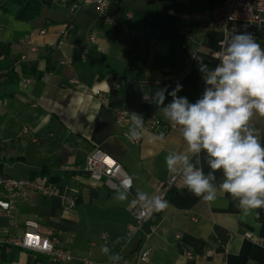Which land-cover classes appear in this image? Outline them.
Returning a JSON list of instances; mask_svg holds the SVG:
<instances>
[{
  "label": "crops",
  "instance_id": "crops-1",
  "mask_svg": "<svg viewBox=\"0 0 264 264\" xmlns=\"http://www.w3.org/2000/svg\"><path fill=\"white\" fill-rule=\"evenodd\" d=\"M16 1L0 0V174L14 180L44 179L61 196L74 199L75 207L64 211L58 197L17 200L12 224L6 219L0 222L1 234L20 236L25 223L34 222L40 236L56 238L60 248L71 253L74 262L68 264L81 260L111 264L101 251L105 244L122 256L120 264H134L147 236V264H264V210H258V220L242 218L236 202L222 193L209 203L188 190L175 191L168 196L165 212L153 214L139 234L127 236L132 224L127 207L136 189L155 196L157 184L176 175L166 168V154L186 150L180 133L168 129L171 124L162 111L142 98L165 87L170 92L179 83L182 90L177 95L195 103L204 82L194 57L185 71L180 41L161 39L141 17L147 12L177 17L189 28L188 47L194 56H202L214 68L212 53L222 35L205 26L210 9L223 0H113L105 19L98 16L93 2L70 0L78 6L71 14L62 0H42L40 15L27 22L15 18L20 8ZM69 22L73 30L68 32ZM120 26L134 35L122 34ZM22 56L26 59L20 62ZM109 79L119 88L106 85ZM95 91L102 92L104 104ZM171 99L166 93L165 104ZM113 109L143 118L156 116L162 127L144 131L140 144L130 145L122 133L131 123L116 125ZM251 126L264 145V117L255 115ZM161 132L165 141H153ZM95 149L133 177L127 201L116 200L117 190L83 172L85 157ZM204 171H210L206 164ZM216 175L219 182L222 173ZM0 264L51 262L0 247Z\"/></svg>",
  "mask_w": 264,
  "mask_h": 264
},
{
  "label": "clouds",
  "instance_id": "clouds-1",
  "mask_svg": "<svg viewBox=\"0 0 264 264\" xmlns=\"http://www.w3.org/2000/svg\"><path fill=\"white\" fill-rule=\"evenodd\" d=\"M213 58L219 63L209 68L202 56H194L205 84L195 103L177 95L182 90L179 83L170 92L165 87L145 99L156 104L186 144L185 151L166 154L167 170L203 201L216 202L222 193L236 202L242 218L258 220V210H264V145L251 121L255 115L264 117V48L251 33L232 31L220 41V51L213 53ZM166 93L172 97L167 104ZM130 120V138L141 139L145 131L143 116L131 112ZM152 139L164 142L165 135L161 132ZM204 164L210 169L207 173ZM218 171L222 173L219 182ZM132 187L133 177L128 176L114 198L127 201ZM131 202L146 213V218L169 207L166 199L139 188ZM101 251L111 264H120L123 259L107 244Z\"/></svg>",
  "mask_w": 264,
  "mask_h": 264
},
{
  "label": "built area",
  "instance_id": "built-area-1",
  "mask_svg": "<svg viewBox=\"0 0 264 264\" xmlns=\"http://www.w3.org/2000/svg\"><path fill=\"white\" fill-rule=\"evenodd\" d=\"M112 1L113 0H86L85 3L93 2L96 5L98 16L105 19L107 9ZM69 2L70 0H62V3L69 9V12L73 14L78 9V6ZM205 28L219 31L222 35V41L225 40L232 31L238 34L246 31L251 33L261 47L264 48V0H223L220 4L214 5L210 9L209 19ZM66 30L68 32L73 30L71 22L66 25ZM118 30L126 36L131 37L134 35L123 26L118 27ZM40 34L43 35L44 31H41ZM180 36V47L185 54V71L188 72L194 57V51L188 47L192 40L189 28L182 26ZM90 40L93 41L94 39L90 38ZM26 44L29 45L28 43ZM29 50L31 53L36 52L35 47L32 46L29 47ZM217 51H220V43L219 48L213 53ZM25 59L26 58L22 56L19 61L23 62ZM215 60L218 64L219 60ZM24 83L28 86L31 84L29 80H25ZM70 84L73 85L76 84V82L71 81ZM106 85H110L111 88L114 89L119 88V85L111 79L106 81ZM204 88L205 84L203 82L200 96ZM94 94L99 102L104 104L105 99H103L102 92L95 91ZM142 101L144 103L149 102V100L145 99V96L142 98ZM113 117L116 125H122L125 122L131 123L130 114L124 110L113 109ZM143 119L145 120V131L147 132H156L162 127V122L156 116L152 115ZM168 129L179 132L178 129L174 128L172 125H169ZM122 138L133 146H138L141 141V139H131L129 131L123 132ZM83 172L90 180L100 182L111 190H118L121 181L128 177L127 172L119 162L99 149H95L87 154L84 160ZM180 190L188 189L183 185L179 176L174 175L157 184L155 187V196H160L167 200L171 193ZM36 195H40L44 198H60L64 211L72 210L75 207L74 199L61 196L58 190L44 179L40 181L27 178L14 180L0 174V222L6 219L12 224V211L15 202L20 199H31ZM127 212L132 218V224L127 229V236L130 238L143 230L148 218H146V213L132 202L128 205ZM37 229L36 223L27 222L25 223L24 232L20 236H12L10 234L2 235L0 232V247L16 248L30 252L48 259L51 264H68L74 262L71 253L61 249L59 241L56 238H44L38 234ZM105 238L106 235L103 236V240ZM148 238L149 236L146 237L144 243L138 249L134 264L148 263L150 253L147 247ZM246 238L250 239L251 236L246 235ZM210 254V251L206 252V255L209 256ZM78 264L93 263L81 260L78 261Z\"/></svg>",
  "mask_w": 264,
  "mask_h": 264
},
{
  "label": "trees",
  "instance_id": "trees-1",
  "mask_svg": "<svg viewBox=\"0 0 264 264\" xmlns=\"http://www.w3.org/2000/svg\"><path fill=\"white\" fill-rule=\"evenodd\" d=\"M42 0H18L16 5L19 10L15 14V18L20 21H30L40 15ZM141 22L158 32L161 39L168 40L172 43L181 39L180 30L183 26L181 20L171 15H158L154 12H147L141 17Z\"/></svg>",
  "mask_w": 264,
  "mask_h": 264
},
{
  "label": "rangeland",
  "instance_id": "rangeland-1",
  "mask_svg": "<svg viewBox=\"0 0 264 264\" xmlns=\"http://www.w3.org/2000/svg\"><path fill=\"white\" fill-rule=\"evenodd\" d=\"M11 177H13V178H16V177H14L13 175H10Z\"/></svg>",
  "mask_w": 264,
  "mask_h": 264
},
{
  "label": "bare ground",
  "instance_id": "bare-ground-1",
  "mask_svg": "<svg viewBox=\"0 0 264 264\" xmlns=\"http://www.w3.org/2000/svg\"><path fill=\"white\" fill-rule=\"evenodd\" d=\"M46 182H48V181H46Z\"/></svg>",
  "mask_w": 264,
  "mask_h": 264
}]
</instances>
